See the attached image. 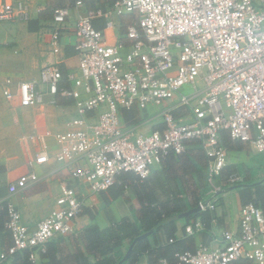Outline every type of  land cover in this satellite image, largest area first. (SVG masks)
<instances>
[{
    "label": "built area",
    "instance_id": "2783aa9c",
    "mask_svg": "<svg viewBox=\"0 0 264 264\" xmlns=\"http://www.w3.org/2000/svg\"><path fill=\"white\" fill-rule=\"evenodd\" d=\"M84 3L75 2L77 7ZM71 11V7L54 10L50 40L54 56L63 52L62 25ZM125 13L138 14V22L127 26L130 45L109 44L93 18L80 14L74 22L77 71L64 75L59 60L41 67L40 81L0 77L7 100L34 107L69 97L78 113L69 129L32 133L37 141L53 137L58 142L56 160L68 178L60 185L59 208L35 231L30 232L14 203L6 204L5 226L12 244L0 254L1 261L25 250L37 261L50 240L73 232L84 210L75 183L103 192L124 172L145 179L169 154H183L188 143L197 140L212 157L206 171L210 189L199 199L198 208L215 211L221 191L215 180L228 162L222 131L253 143L264 155V0H116L107 11L97 9V14L108 17ZM30 16L26 0L0 2V21H28ZM113 25L109 19L107 26ZM151 108L155 109L147 121L159 119L161 128L144 133L139 124L123 119L124 109ZM180 109L192 119L177 117L174 113ZM49 160L41 149L34 162ZM31 179L37 180V174ZM241 179L233 174L229 183ZM16 190L11 184L10 191ZM195 226L200 229L204 223L198 220ZM188 231L193 233L194 227ZM177 257L180 264H264V206L242 205L238 230H223L215 247L201 244ZM158 264L167 262L161 259Z\"/></svg>",
    "mask_w": 264,
    "mask_h": 264
},
{
    "label": "crops",
    "instance_id": "0c3cea01",
    "mask_svg": "<svg viewBox=\"0 0 264 264\" xmlns=\"http://www.w3.org/2000/svg\"><path fill=\"white\" fill-rule=\"evenodd\" d=\"M26 1L31 15L28 21H0L1 78L40 81L41 67L59 60L61 70L77 71L75 44L78 38L74 22L80 14H89L93 18L94 25L105 31L109 44L130 45L132 39L127 26L138 22L136 13L112 14L109 17L97 14V9L107 11L116 0H85L81 7L76 6V0ZM61 7H71L72 11L71 18L62 25L63 52L54 56L50 51L51 33L55 29L53 16L54 10ZM109 19L114 22L111 27L107 26ZM57 100L56 104L23 107L18 99L7 100L0 87V254L12 244L11 234L5 226L8 202L19 208L30 232L35 231L42 219L59 208L57 199L60 185L68 178V171L56 160L60 145L53 137L41 141L32 137L34 132L70 128L69 122L78 116L74 101L69 97ZM154 109H133L132 119L135 120L126 119L124 115L123 119L127 123L132 121L139 124L140 131L149 132L162 127L157 121L159 119L147 121ZM174 114L183 121L192 119L183 109L176 110ZM221 139L228 150V162L215 180L221 191L216 210H207L211 217L210 222L207 221L208 226L198 215V201L210 189L206 171L212 157L199 141L194 140L188 143L181 161L164 159L153 167L147 180H131L126 175L127 186L116 198L113 194L120 187L121 175L117 183L103 192H94L84 183H75L84 210L76 219L73 232L50 240L46 253H40L37 261H32L35 264H98L99 259H107L103 258L104 251H109L114 245L117 236L114 234L118 229L113 222L125 218L140 222L141 217H145L143 201L150 200L163 208V223L147 233L139 230L129 237L121 234L123 241L120 249H117L120 250V260L116 262L119 255L110 252L107 257L113 260L103 264H151L158 257V262L165 257L172 264H177L176 254L182 249H196L201 244L217 246L223 230L239 229L242 205L255 201L264 206V155L258 152L253 143L232 139L228 131H222ZM41 149L50 156L47 163L34 162L36 153ZM33 173L37 174V180L31 179ZM233 174L242 179L230 184L229 178ZM11 184H16L15 192L10 191ZM198 220L204 223L203 228H196L195 222ZM191 225L194 227L193 233L188 231ZM92 226L99 231L95 232ZM106 243L107 248L103 249ZM138 248L144 251L134 252ZM14 259L15 256L6 261L0 260V264H14ZM240 264L254 263L246 261Z\"/></svg>",
    "mask_w": 264,
    "mask_h": 264
},
{
    "label": "trees",
    "instance_id": "16d2710c",
    "mask_svg": "<svg viewBox=\"0 0 264 264\" xmlns=\"http://www.w3.org/2000/svg\"><path fill=\"white\" fill-rule=\"evenodd\" d=\"M62 71H63L64 75H66L68 72V70H63V69H62ZM122 113L126 119H132L134 117V113L131 110L130 111L124 110ZM134 120L135 119H132V121H134ZM132 121H130L131 122L130 124H133ZM183 155H184V153L180 154V155L171 153L166 158L167 159L173 158V160H171V161H174V160L181 161V158L183 157ZM130 174H132V176H130ZM126 175H128V177L131 180L134 179V180L145 181V180H147V178H149V177H147L145 179H141L139 176H137L136 174H134L132 172L122 173L121 179H120L121 181H120V185H119L120 187L117 190V192L113 194L114 198L118 197L122 193V191L124 190V187L127 186L126 181H127L128 177ZM249 202H252V201H249ZM253 202L256 203L255 201H253ZM143 207H144L143 212H144L145 217H141L142 219L140 222L133 221L130 218H125L119 222H117V221L113 222V225L115 226V228L118 229V232H116V234H114V235H117L115 237L114 245L111 246L109 251H107V250L104 251L105 256L103 258H107V259H104L102 261H100V259H99L98 264H103L104 262L111 263V261L113 259L107 257L108 253H110V252H113V254L119 255L118 260H116V262L120 260V250L117 251V249H120L119 247L121 246L122 241H123L122 239H120L121 234H122V236H125V237L128 236L129 237V236H133V235L137 234V232H139V230H143L145 233H147L148 231H152L155 226H160L163 223V221H164V218H163L164 213L162 211L163 208L160 207L155 201H151V200L150 201H143ZM198 215H199V217H201L203 219L204 223L207 224V226H208V222H210V219H211L209 212L199 210ZM92 227H93V229H95V232L99 231L97 227H95V226H92ZM101 245H103V244H101ZM106 248H107V243L103 245V249H106ZM142 250L143 249L138 248V249L134 250V252H136V251L141 252ZM146 250H148V249H145V251ZM186 250H195V249L194 248L182 249L181 252L186 251ZM152 252L153 251L151 250L150 255H152L151 254ZM158 258L154 262L151 261V264H158L159 263ZM163 259L166 260L167 264H172L170 259L165 258V257H163ZM176 260H177V264L181 263L177 257V254H176ZM14 264H35V263L29 258V251L25 250L22 252H18L15 255Z\"/></svg>",
    "mask_w": 264,
    "mask_h": 264
}]
</instances>
